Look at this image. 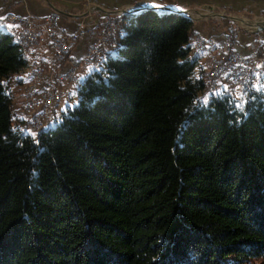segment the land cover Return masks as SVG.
Segmentation results:
<instances>
[{"label":"trees","instance_id":"trees-1","mask_svg":"<svg viewBox=\"0 0 264 264\" xmlns=\"http://www.w3.org/2000/svg\"><path fill=\"white\" fill-rule=\"evenodd\" d=\"M118 22L35 136L8 86L27 58L0 28V264H264V79L241 110L193 74L189 17Z\"/></svg>","mask_w":264,"mask_h":264},{"label":"built area","instance_id":"built-area-1","mask_svg":"<svg viewBox=\"0 0 264 264\" xmlns=\"http://www.w3.org/2000/svg\"><path fill=\"white\" fill-rule=\"evenodd\" d=\"M261 16L264 17V13ZM59 17L57 11L48 12L40 18L11 12L3 16L6 24L18 25L13 29L16 35L22 37L28 52L48 49L51 53L48 60L32 58V69L27 73L28 85L21 87L19 110L25 111L26 118L30 119L36 131L48 118H52V107L59 98V84L80 79L81 68L86 71L88 67L99 66V58L112 44L114 24L116 20H121L122 12L104 16L96 28L94 25L87 28L86 24L80 22L74 31L60 25ZM257 23L263 24L264 21ZM85 33L92 37V41L79 56H68L62 63L68 51V41L76 40ZM193 40H197L198 49H203L206 54L209 93L214 92V88H221L222 91L225 83L242 86L247 77L260 69L258 65L264 62V56H249L236 50V30L231 24L226 26L219 41L199 33H193Z\"/></svg>","mask_w":264,"mask_h":264},{"label":"crops","instance_id":"crops-1","mask_svg":"<svg viewBox=\"0 0 264 264\" xmlns=\"http://www.w3.org/2000/svg\"><path fill=\"white\" fill-rule=\"evenodd\" d=\"M56 5L64 6L67 10L66 13L61 14L59 17V23L65 27L68 31H74L80 22L86 21L84 23H90L91 26L96 25L95 23L102 17L106 15L104 8L116 9V8H129L132 6H138L143 3V0H53ZM161 3L170 5L179 9L186 10L189 14L194 13V18L192 20V28L194 33H200L205 37H212L214 40H221V34L223 29L224 20L226 18L218 16H210V13L204 16H198L195 14H200L201 9H214V10H224L230 14H240L255 18L252 22L264 21V17H259L264 13V0H158ZM93 5L96 10L87 13L85 18L80 17L81 9L84 6ZM206 6V7H205ZM49 9L42 4L41 0H0V25H3V30L7 31V25L2 19V16L6 12H15L19 14H27L31 17H42L48 13ZM104 11V12H103ZM2 19V22H1ZM247 20V19H245ZM87 25V24H86ZM264 40V23L260 24L257 29H245L240 27L236 30V45L235 48L239 53L245 55H253L256 42ZM92 41V37L89 34H83L74 40L73 45L70 47V54L79 56L87 46ZM194 43V42H193ZM193 48H195L193 44ZM49 57L46 53H41L35 50L33 53H30L27 58L35 57ZM206 61V54L203 52L199 53L197 59V65L195 66V71L197 74L198 69ZM62 68V66H61ZM27 67L24 66L17 73L11 76V80L8 83L10 89H13L17 85L15 79L19 78L24 81L26 79ZM83 77V76H82ZM24 78V79H22ZM14 79V80H13ZM264 79V73L262 80ZM253 77L250 79V84L253 85ZM65 90L69 89L66 84H59ZM63 92V91H62ZM61 92V93H62ZM74 90L72 89V93ZM70 93V94H69ZM67 93L68 98L65 99L61 106L58 104V108L61 109L62 106L71 102L75 95L71 94V91ZM75 93V92H74ZM14 95H17L15 92ZM60 95V91H59ZM18 99V97H17ZM11 104L12 108H17L16 100L13 99L11 95ZM16 116L20 117L21 115L17 114L14 110Z\"/></svg>","mask_w":264,"mask_h":264},{"label":"rangeland","instance_id":"rangeland-1","mask_svg":"<svg viewBox=\"0 0 264 264\" xmlns=\"http://www.w3.org/2000/svg\"><path fill=\"white\" fill-rule=\"evenodd\" d=\"M41 2H42V4H44L45 5V7H47V9H49V11L48 12H52V11H57L60 15L61 14H64V13H66L67 12V8L65 9V7L64 6H60V5H56L55 3H54V1L53 0H41ZM145 4H159V5H161V4H164V3H161L160 1H158V0H143V3L142 4H140V5H145ZM104 9H108V8H104ZM120 8H116V9H110V10H112V12H108V11H105V13H106V15H108L109 13H117L118 12V10H119ZM93 10H96V8L93 6V5H91V6H84L82 9H81V15H80V17H83V19L85 18V16H86V14L87 13H90L91 11H93ZM109 10V9H108ZM201 11V13L200 14H195V15H198V16H204V15H207L208 13H219V15H217V14H210V16H218V17H223V18H226V20H224V22H222V24H223V29H222V34H221V37H222V35H223V32H224V30H225V28H226V26L228 25V24H231V25H233L234 27H235V30H237L238 28H239V26L240 27H243V28H245V29H257L258 27H259V25H260V23H255V24H251V22H252V20H254L255 18H251V17H248V16H244V15H240V14H230V13H228V12H226V11H224V10H214V9H207V10H205V9H201L200 10ZM104 12V11H103ZM11 13H15V12H11ZM17 14H19V13H17ZM193 16H194V13H191ZM22 15H27V14H22ZM105 15V16H106ZM231 15H235V16H238V17H240V18H242V19H247V23L246 22H243V20H241V19H237V18H232L231 17ZM4 16V15H3ZM3 16H2V19H3ZM103 17L102 18H104V15H102ZM33 18H38V17H33ZM102 18H100L95 24L97 25L98 24V22L99 21H101L102 20ZM127 18H128V13L127 12H122V18H121V22H125L126 20H127ZM2 19H1V22H2ZM86 21V19H84V21H83V23ZM4 22H5V20H4ZM245 23V24H244ZM84 24H87V25H85V27H90L91 25H90V23H84ZM119 28H120V22H118L117 20H116V23L114 24V29H115V33H116V35H115V37H114V42L116 41V38H117V36H118V31H119ZM8 33L9 34H11V35H15V38L16 39H14L13 38V40L18 44V42H17V39H19V37L20 36H18V35H16V33H15V31L13 30V28H9V30H8ZM200 34V33H199ZM205 37V36H204ZM209 37V36H208ZM212 38V37H211ZM192 41H193V35H192ZM113 42V43H114ZM194 42V41H193ZM193 42H192V45H193ZM112 43V44H113ZM110 46V45H109ZM108 46V47H109ZM18 47H19V49H20V51L24 54V56L27 58V56L30 54V53H33L35 50H37V51H39V52H41V53H46V55L48 54V56L49 57H46L45 56V58L44 57H40V58H44V59H46V60H48V59H50V56H51V53L48 51V49H44V50H38V49H34V50H32V51H30V52H28L27 50H24V49H22V47H20V45H18ZM23 50V51H22ZM195 50V49H194ZM196 51V50H195ZM106 53H108V48H107V51H106ZM200 53V52H199ZM242 54V53H241ZM68 56H75V55H71L70 54V50H69V53L67 52L66 53V55H65V58H63L62 59V63L63 62H65V59L68 57ZM106 56V54L105 55H103L102 56V58H100L99 59V64L101 63V61L104 59V57ZM249 56H253V55H249ZM255 57V56H254ZM259 57H262V56H259ZM100 66V65H99ZM98 66V67H99ZM201 66H203V63H202V65ZM27 70H26V72H25V74H26V79L22 82V83H17V85L14 87L13 86V89L11 90L10 89V87H9V89H10V91H11V95L13 96V99L14 100H16V104H17V108H15V109H13V110H15V112L17 113V114H19V115H21L25 120H27L28 122H29V126L27 125L26 127H25V131L26 132H28V133H30L31 135L33 134V133H36V130L34 129V127H33V125L32 124H30V119H27L26 118V116H25V111H22V110H19V108H20V104H21V87H22V85H28V76H27V73L32 69V58H30V59H28L27 58ZM97 68V67H96ZM204 68H206V61H205V63H204ZM92 69H95V67L94 68H89V69H87L86 68V71H84L85 69L84 68H81L80 69V71H79V76H80V79H81V77L85 74V73H87L89 70H92ZM196 73V71H195V69H194V71H193V74H195ZM206 73H207V68H206ZM263 73H264V62L261 64V66H260V69L259 70H257L253 75H251V78L253 77V79H254V83H253V86L254 87H259V85L261 84L260 82H261V80H262V77H263ZM207 78V77H206ZM250 78V79H251ZM80 79H74V80H72V81H70V82H67V83H64V84H66V86H68V88L69 89H67V90H65V88L64 87H60V86H58V89H59V91H60V95H59V98H58V100L55 102V104L53 105V107H52V110L53 109H59L58 108V105L59 106H61V104H62V102L65 100V99H67L68 98V94L67 93H69L70 91H71V93H72V89L74 90V87H75V84L80 80ZM229 83H225L224 84V87L225 86H227ZM231 86H233L232 87V91H233V94H234V97L237 99V100H240L241 101V99L239 98L240 97V94L241 93H243L242 92V87L241 88H239L238 86H235V85H233L232 83L230 84ZM262 85V84H261ZM63 91V92H62ZM17 93V95H14V93ZM62 92V93H61ZM219 92H221V90L219 91ZM219 92H217V93H219ZM70 94V93H69ZM17 97H18V99H17ZM77 101V97H75V98H73L72 100H71V104H73V103H75ZM58 104V105H57ZM63 107V106H62ZM61 107V108H62ZM52 112V111H51ZM47 121V122H46ZM45 122H44V124H43V126H47V125H49L50 123H51V121H52V118H48L47 120H46ZM43 128V127H42ZM38 130H40V129H38Z\"/></svg>","mask_w":264,"mask_h":264},{"label":"snow or ice","instance_id":"snow-or-ice-1","mask_svg":"<svg viewBox=\"0 0 264 264\" xmlns=\"http://www.w3.org/2000/svg\"><path fill=\"white\" fill-rule=\"evenodd\" d=\"M142 7L145 8L146 10H153L154 9L159 14L160 12L164 11L167 6H163V5H159V4H150V5L149 4H145ZM3 27H4L3 25H0V28H3ZM12 27H18V25H16V26L7 25V28H12ZM258 67H260V65H258ZM22 79H24V78H22ZM81 79H83V77H81ZM226 87L227 86H225V88ZM258 90H264V85H262L261 89H258ZM71 94L75 95L74 92L71 93ZM242 97H243V93H241L240 97H239L241 99V103L236 104V107L241 109V110H243V104H244V101H243ZM204 102L205 103L208 102V97L207 96L204 98ZM32 135L35 136V133H33Z\"/></svg>","mask_w":264,"mask_h":264},{"label":"bare ground","instance_id":"bare-ground-1","mask_svg":"<svg viewBox=\"0 0 264 264\" xmlns=\"http://www.w3.org/2000/svg\"><path fill=\"white\" fill-rule=\"evenodd\" d=\"M241 20H243V22H248L247 20H245V19H241ZM264 20V19H263ZM256 22H251V24H255ZM245 24V23H244ZM8 25H10V24H8ZM13 28V27H12ZM14 30V29H13ZM114 32H115V29H114ZM115 35H116V33H115ZM115 35L113 36V38H112V43L114 42V37H115ZM194 41V46H195V50L197 51V52H203V49H198V45H197V40H193ZM17 42H18V45H20V47H22V49H24V50H27V48L25 47V44L24 43H22V37L20 36L19 37V39H17ZM23 51V50H22ZM106 51H107V49L104 51V53L101 55V57L100 58H102V56L103 55H105V54H107L106 53ZM99 58V59H100ZM94 67H98V66H93V67H88L87 69H89V68H94ZM257 70H259V69H256L255 70V72L257 71ZM250 78H251V76H249V77H247V79L243 82V84H245L246 83V81H248V80H250ZM207 80H208V71H207ZM241 87V86H240ZM221 90V88H214V92H210V94L211 93H213V94H219V93H217V92H219ZM22 111H24V110H22ZM47 122V121H46ZM44 124V123H43ZM43 124L41 125V126H39L38 127V129H41L42 127H45V126H43Z\"/></svg>","mask_w":264,"mask_h":264},{"label":"water","instance_id":"water-1","mask_svg":"<svg viewBox=\"0 0 264 264\" xmlns=\"http://www.w3.org/2000/svg\"><path fill=\"white\" fill-rule=\"evenodd\" d=\"M161 5H163V6H167L166 8H165V10H174V11H177V12H179V13H181V14H183V15H185V16H187V17H189V18H194V16L192 15V14H189L186 10H184V9H179V8H176V7H173V6H170V5H166V4H161ZM143 5H138V6H132V7H129V8H120L118 11H120V12H127V13H129V12H134V11H137V10H139V9H141V8H143L142 7ZM206 7V6H205ZM105 11H108V12H112V10H108V9H104ZM210 14H217V15H219V13H210ZM231 17L232 18H237V19H242V18H240V17H238V16H235V15H231Z\"/></svg>","mask_w":264,"mask_h":264}]
</instances>
